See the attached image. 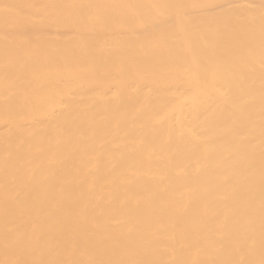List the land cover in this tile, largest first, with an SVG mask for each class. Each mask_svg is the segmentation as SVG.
Returning <instances> with one entry per match:
<instances>
[{
    "label": "bare ground",
    "instance_id": "obj_1",
    "mask_svg": "<svg viewBox=\"0 0 264 264\" xmlns=\"http://www.w3.org/2000/svg\"><path fill=\"white\" fill-rule=\"evenodd\" d=\"M0 264H264V2L0 0Z\"/></svg>",
    "mask_w": 264,
    "mask_h": 264
},
{
    "label": "snow or ice",
    "instance_id": "obj_2",
    "mask_svg": "<svg viewBox=\"0 0 264 264\" xmlns=\"http://www.w3.org/2000/svg\"><path fill=\"white\" fill-rule=\"evenodd\" d=\"M262 2H264V0H262Z\"/></svg>",
    "mask_w": 264,
    "mask_h": 264
}]
</instances>
